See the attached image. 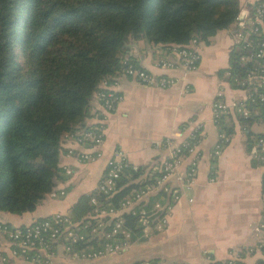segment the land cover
<instances>
[{"label":"crops","instance_id":"0c3cea01","mask_svg":"<svg viewBox=\"0 0 264 264\" xmlns=\"http://www.w3.org/2000/svg\"><path fill=\"white\" fill-rule=\"evenodd\" d=\"M238 1L241 18L250 3ZM231 24L206 39L199 38V59L194 69L185 68L169 44L148 42L144 37L131 40L125 59L156 75H169L174 82L166 87L141 84L129 74L118 73L115 88L123 94L122 100L105 112L95 99L86 119L89 128L102 132L101 143L88 148V141L81 143L69 136L59 160L62 171L55 185L56 194L46 195L32 211H0V220L11 225L54 213L69 216L82 194L96 191L115 147L126 153L133 168H141L138 181L150 180L158 175L161 162L169 154L161 141L171 137L177 145L198 128L196 152L184 154L160 186H152L141 199L112 214L129 211L157 190H163L167 196L159 197L152 207L155 202L161 203L164 224L160 228L148 226L139 237L127 240L123 250L94 260L74 258L65 247L59 251L58 240L48 261H28L11 253L13 245L0 231V252L6 264H208L224 260L236 251L242 255L243 264L264 258L258 247L264 236V161L254 152L258 137L264 139V119L258 107L251 108L254 117L248 120L232 106L240 100L242 91L228 80L229 56L234 46ZM163 60L169 64L162 65ZM217 98L230 104V111L223 115L219 126L214 123L212 107ZM222 127L230 138L215 154L217 132ZM86 149L91 153L99 149L101 153L92 159L79 157V152ZM192 159L196 173L192 183L187 184L185 170ZM60 240L65 244L64 238Z\"/></svg>","mask_w":264,"mask_h":264},{"label":"trees","instance_id":"16d2710c","mask_svg":"<svg viewBox=\"0 0 264 264\" xmlns=\"http://www.w3.org/2000/svg\"><path fill=\"white\" fill-rule=\"evenodd\" d=\"M239 10L238 0H0V211H32L55 191L64 141L89 128L86 119L101 82L134 63L124 57L131 40L184 45L193 36L206 39L235 22ZM228 72L237 86L234 77L243 67L235 48ZM256 107L264 114L263 105ZM140 170L129 164L110 194L78 198L69 216L83 238L71 241L72 249L134 240L142 234V211L150 218L160 214L152 205L167 196L163 190L117 215L128 236L106 235L117 216L104 215L100 226L92 216L91 195L97 205L118 210L128 194L154 180L138 181ZM36 254L32 250L25 259L41 260H32Z\"/></svg>","mask_w":264,"mask_h":264},{"label":"built area","instance_id":"2783aa9c","mask_svg":"<svg viewBox=\"0 0 264 264\" xmlns=\"http://www.w3.org/2000/svg\"><path fill=\"white\" fill-rule=\"evenodd\" d=\"M250 9L246 11L243 17H237L236 24L238 26L234 32V46L238 50V63L243 67V74L235 76L234 81L237 84L234 87L242 91L240 100L232 103L233 108L240 111L243 117H254L251 111L252 107L257 105L264 106V0H249ZM199 38L193 36L190 41L184 45L170 44L169 46L179 56L181 64L187 69H194L199 59L198 51ZM232 48V49H233ZM162 65H168L169 62L161 61ZM126 73L135 78L141 84H155L166 87L174 82V78L169 75H156L130 61L122 68L120 73ZM118 85L117 75L110 79H104L99 89L95 92V99L105 112H109L122 100L123 94L116 89ZM213 120L218 126L221 123L223 115L230 111V104L221 98H217L213 102ZM264 119V114H261ZM199 129L182 140L179 144H173L171 137H166L161 141L165 147L169 149V154L161 162L159 173L155 176L152 184H146L145 187L132 191L121 202L122 206L130 205L142 198L144 194L149 192L153 187L160 186L174 172L186 153L196 152L198 142ZM103 134L96 129L87 128L75 136L78 142H89L88 148L97 147L102 141ZM229 134L223 128L218 129L217 142L215 143L214 153L220 152L224 144L229 141ZM72 151V149H69ZM255 156L264 161V139L259 136L257 146L254 150ZM100 150L95 149L93 153L86 150L79 152V157L83 159H92L100 155ZM195 160L192 159L189 166L185 170V181L191 184L195 178L196 166ZM129 165L126 153L119 147H115L112 154L106 161L105 171L100 178L96 191L104 194H110L115 189V181L121 172ZM66 171H70L66 168ZM62 192V191H61ZM53 191L51 195H55ZM174 193V198H177ZM90 202L94 204L93 216L98 220V225L103 223V216L113 214L117 209L108 208L97 205L95 195L90 196ZM161 210L154 218H150L151 214L144 211L139 217L142 224V233L146 231L148 226L160 228L165 222V214L162 210L160 202H155L153 211ZM123 219L117 216L114 226L106 235L112 236L118 232H123L128 236V232L122 228ZM72 221L67 214L54 213L49 216L35 219L29 223L22 225H11L8 222L0 220V231L3 232L13 245L11 253L14 256L20 255L25 257L32 250L36 251L35 258L48 261L52 254V242L64 238L65 250L74 258L81 260H94L109 254L121 251L127 244V240H108L98 249H72L71 241L83 238L76 229L72 228ZM258 247L264 255V236L259 242ZM0 259H5L0 252ZM243 258L240 252H233L229 257L221 261H212L208 264H243ZM147 264V263H143Z\"/></svg>","mask_w":264,"mask_h":264},{"label":"rangeland","instance_id":"374dc122","mask_svg":"<svg viewBox=\"0 0 264 264\" xmlns=\"http://www.w3.org/2000/svg\"><path fill=\"white\" fill-rule=\"evenodd\" d=\"M231 26L234 27V28H233V30H234V31H233V34H234V32H236L238 26H237V24H236L235 22H233V23L231 24ZM262 128L264 129V125L262 126ZM64 247H65V244H64L63 240H59V241L57 242V248H58V250H59V251H60V250L64 251ZM4 260H6V259H4Z\"/></svg>","mask_w":264,"mask_h":264}]
</instances>
